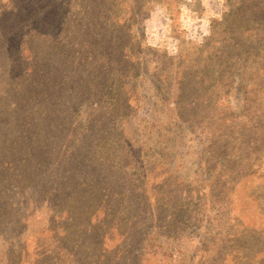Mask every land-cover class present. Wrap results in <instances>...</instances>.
<instances>
[{
	"label": "rangeland",
	"instance_id": "374dc122",
	"mask_svg": "<svg viewBox=\"0 0 264 264\" xmlns=\"http://www.w3.org/2000/svg\"><path fill=\"white\" fill-rule=\"evenodd\" d=\"M236 12L0 0V264H264V46L236 50Z\"/></svg>",
	"mask_w": 264,
	"mask_h": 264
},
{
	"label": "trees",
	"instance_id": "16d2710c",
	"mask_svg": "<svg viewBox=\"0 0 264 264\" xmlns=\"http://www.w3.org/2000/svg\"><path fill=\"white\" fill-rule=\"evenodd\" d=\"M159 1L163 2L164 4H167L168 7L172 6V4H174L176 6L180 2V0H159ZM230 1L232 2L233 8L235 9V11H238L234 14V19L232 20L231 27H233V25L237 23V25L240 27V29L243 30L244 35H246V40H247V44L242 43V45L237 46V47H236V44H233V46L236 47L237 51L241 49V46H245L251 51L261 50L262 46H264V5L263 6L257 5V1H259V0H230ZM260 1H261V3H264V0H260ZM245 9H248V11L245 12ZM243 14H246L248 19L244 20L242 18ZM82 21L84 22V20H82ZM114 25L119 27L120 32H127V33L130 32V28L125 26L124 23H121V24L118 23V24H114ZM256 25H260V28L258 30L255 28ZM218 38L219 39L227 38L226 42H227L228 46H231V41L235 40V38L229 32L223 33ZM217 41L218 40H216V42ZM260 44H262V45H260ZM249 46H253L254 50H252ZM230 49H231V47L228 48L229 53L231 52ZM222 53H225V52L222 51ZM227 55H229V54H227ZM249 56H255V55L250 54ZM258 86H259V84H258ZM80 87H84V85L83 86H77L74 89L76 90ZM33 89H34L33 96H34V98H37L38 88H33ZM88 89L92 90V94H93V92L97 91L98 97L104 98V95L106 93H109L112 90V86H110L109 88H107V87L104 88V86L102 84V85H99L97 87V89H94L92 83H89L87 90ZM252 93H253V90H251L248 93H245V95H246V97L250 98L252 96L251 95ZM33 100H35V99H32V101ZM84 107L82 106V104H78V105L75 104V105H72L70 107V118H69V120H71L72 126L77 127V124L79 122H78V120H75V118H76V116L81 115L82 109ZM58 115H60V114H58ZM65 115H63V117L60 116V119L65 121V123L68 125V121H67ZM253 121H255V120L253 119ZM69 125H70V123H69ZM81 125H83V124L81 123L80 126ZM250 125H253V123H251ZM250 138L255 139V137H253V136H250ZM12 153L17 154L19 152L15 153L14 151H12ZM250 174H253V173L250 172L248 175H250ZM146 245L148 246L147 247L148 250L153 251V253H155V254L160 253L159 246L155 245L153 240L147 239ZM22 250H24V246L22 247ZM21 252L22 251H20L18 254H20ZM16 255H12L11 256L12 258H10L9 260L11 261L14 257L16 258ZM19 260H20V258H19Z\"/></svg>",
	"mask_w": 264,
	"mask_h": 264
}]
</instances>
